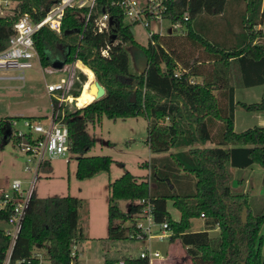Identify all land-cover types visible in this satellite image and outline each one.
<instances>
[{
  "label": "trees",
  "instance_id": "obj_1",
  "mask_svg": "<svg viewBox=\"0 0 264 264\" xmlns=\"http://www.w3.org/2000/svg\"><path fill=\"white\" fill-rule=\"evenodd\" d=\"M12 1L16 3V13L12 17L0 16V51L7 47L14 24L24 13L39 21L58 0ZM238 2L173 0L166 18L181 22L185 32L155 34L154 43L150 41L147 46L135 40L132 26L124 24V17L116 8L111 10L114 20L107 32L97 33L93 21L86 27L78 58L91 68H86L87 74H94L106 93L83 107L65 111L70 152L77 158V178L109 172L115 162L111 156L87 154L96 144L88 125L99 123L104 116L114 120L144 116L149 121L150 150L163 154L145 164L150 171L147 178L126 171L110 182L108 236L102 239L103 244L116 246L136 238L141 230L115 220L140 213L150 203L155 222H168L170 240L181 241L192 264H264V209L253 213L248 193L233 184L232 172V168L245 170L254 165L264 169V127L242 132L234 128L237 106L264 112V96L258 102L237 103L233 82L237 68L242 87L264 84V32L263 28L254 30L264 23L263 0H246V7L238 16L241 31L235 45L229 46L224 38L219 40V26L211 18L225 17L231 3ZM98 5L103 10L109 0H99ZM83 26L79 12L70 8L61 36L48 27L38 30L34 37L41 65L53 68L52 60L56 58L63 59L65 65L71 63ZM257 38H262V42H255ZM107 45L109 57L101 54ZM126 45L143 52L148 59L146 72L132 68ZM88 80L85 73L79 72L70 93L76 97L87 95L83 84ZM10 118L0 121L2 139L6 135L3 125ZM50 169L48 162L43 171ZM239 182L242 184V179ZM168 200H173L180 211L179 220L172 218ZM121 201L132 202L129 212L121 210ZM82 206L83 201L77 196L34 194L13 260L30 258L38 248L46 252L50 264H79L81 252L74 254V247L86 239L79 226ZM202 217L207 229L191 231L192 220ZM215 227L220 233L212 239L209 229ZM121 258L131 264H149L140 257H114L109 250L104 252L102 261L115 264Z\"/></svg>",
  "mask_w": 264,
  "mask_h": 264
},
{
  "label": "rangeland",
  "instance_id": "obj_2",
  "mask_svg": "<svg viewBox=\"0 0 264 264\" xmlns=\"http://www.w3.org/2000/svg\"><path fill=\"white\" fill-rule=\"evenodd\" d=\"M237 3V13L227 11L225 17L213 16L212 20L219 26V40L224 38L228 45L238 43V33L241 31L240 20H237L239 10L245 9L246 0ZM3 2L0 1V4ZM15 2L8 6H0V16H13ZM210 18V19H211ZM129 20L125 19V24ZM164 33L177 35L185 32L186 27L175 28L170 20L162 22ZM156 26L154 23L152 24ZM135 40L147 46L150 42L147 30L141 24H133ZM263 25L254 27V30H260ZM235 32L236 35H231ZM262 38H257L255 42L261 43ZM225 41V42H226ZM129 52L133 47L126 45ZM131 66L135 68V62L131 58ZM236 68L233 73V82L238 86L240 96L246 97V101H259L256 90L241 87L240 76ZM63 69L44 67L35 59L34 66L26 70V80L0 79V121L7 117H18L19 127L22 123V117L49 116L52 112L50 96L46 89V81H57L63 75ZM19 72H0L2 75L18 76ZM94 74H90L89 80L85 83L83 89L87 92L85 96L78 97L73 101L64 102L63 111L85 106L93 101L95 94L90 91V86L94 82ZM202 81V78H198ZM84 90H82L83 92ZM84 91V92H85ZM240 110V109H239ZM241 112H246L240 110ZM148 120L144 116L132 117L127 119H110L104 116L99 123L89 124L88 132L96 140L95 146L87 153L88 155H106L111 156L115 162L112 163L109 172L102 171L91 178L78 179L76 176L77 158L74 154L60 155L51 160V169L42 171L36 182L35 192L39 197L66 196L73 195L82 199L83 206L80 209L79 226L82 229L85 241L82 245L77 244L76 250L81 252L79 264H103L102 256L109 250L114 257H122L130 252H136L145 248L146 242H136L135 240L121 241L116 246L105 245L102 239L108 236V199L110 195V182L119 178L126 171L134 175H144L148 177V169L142 164L149 162L150 149L147 143L148 139ZM8 129V124L3 125V130ZM26 156L18 148L16 143L10 138L2 139L0 136V185H6L15 178L28 179L29 175L23 170ZM69 159V163L66 161ZM148 173V175H146ZM236 177V185H240L249 195V203L254 214L262 212L264 209V169L259 165H254L245 170H240ZM242 179V184L239 180ZM248 180V181H247ZM247 181V182H246ZM132 202L121 201L120 208L124 212H129ZM168 209L174 220L180 219V211L174 207L173 200H168ZM138 220L137 214H130V217L123 220H115V223H121L125 226H134ZM205 228L203 220L196 218L192 220L191 231ZM210 232L212 239L219 236V228ZM157 226L154 227V233H158ZM264 235V227L262 229ZM154 250H159L165 259L164 264H192L191 257L187 249L180 240L171 241L166 239L159 241L150 240ZM264 248V246H263ZM169 257V259H168Z\"/></svg>",
  "mask_w": 264,
  "mask_h": 264
},
{
  "label": "built area",
  "instance_id": "obj_3",
  "mask_svg": "<svg viewBox=\"0 0 264 264\" xmlns=\"http://www.w3.org/2000/svg\"><path fill=\"white\" fill-rule=\"evenodd\" d=\"M7 6L12 0H0ZM173 0H109L108 7L101 10L99 0H58L47 10L44 17L39 21H34L30 13H24L14 24V33L9 38L7 47L0 51V72H19L18 76L2 75L0 79L26 80V70L34 66L36 59L41 65L40 56L36 48L35 34L42 27H48L57 35H62V24L66 16V11L73 8L79 12V16L84 22L80 40L74 59L66 64L62 69L63 75L57 81H46V89L50 96L52 112L49 116L22 117L19 127L18 117H11L7 120L10 138L16 143L18 148L25 154L24 171L29 175L28 179L15 178L6 185H0V264H50L46 252L35 248L30 258L13 260V253L24 221L27 217L31 200L36 194V182L43 171L44 165L54 157L72 154L70 152V130L64 121L65 111L62 110L64 102L67 100H77L78 97L72 95L74 79L79 72H83L89 78L86 68H90L78 58V51L81 40L84 37L86 27L90 22H94V30L97 33L109 30L110 20H114L112 9H118L128 24H141L147 30L149 40L154 43V35H167L164 33L162 22L166 18L169 4ZM15 9V7H14ZM186 19H188L186 17ZM170 20V19H168ZM171 22L175 28H182L181 22ZM155 24L154 27L152 24ZM133 30V28H131ZM135 34V32H134ZM133 34V35H134ZM110 46L101 49V54L110 56ZM91 69V68H90ZM176 76L180 75L176 71ZM87 82V81H86ZM85 82V83H86ZM194 82V80H191ZM83 84V88L85 86ZM69 160V159H68ZM67 161V159H66ZM142 202H145L143 200ZM138 220L136 226L138 232L136 242H146L145 248L136 252L126 254L129 258L140 257L147 259L149 264H164L165 259L161 252L154 250L151 241L157 239L164 241L170 239L172 231L168 222L156 223L153 215V208L150 203L143 208L140 213H136ZM204 216V214L202 215ZM159 229L154 233V227ZM74 247V254L77 251ZM5 250V252H4ZM74 264V263H73ZM115 264H131L125 258H121Z\"/></svg>",
  "mask_w": 264,
  "mask_h": 264
},
{
  "label": "crops",
  "instance_id": "obj_4",
  "mask_svg": "<svg viewBox=\"0 0 264 264\" xmlns=\"http://www.w3.org/2000/svg\"><path fill=\"white\" fill-rule=\"evenodd\" d=\"M240 2H241V4H243L241 0H240ZM1 5L2 4H0V6ZM263 6H264V0H263L262 8H263ZM14 7H16V3L14 5ZM236 9H237V4L231 3V7L229 8V12L237 13ZM243 10L244 9L239 10V13L241 11H243ZM238 16H239V14H238ZM237 20H239V18H237ZM231 35H236V34H235V32H233ZM135 69H137V68L135 67ZM95 80H96V78H95ZM245 88H248V89H251V90H256L255 91V96L257 95V99L259 101L264 96V84H262V85H256V86H253V87H245ZM234 94H235V101L237 103L238 102L253 103V102L246 101V99H245L246 97L240 96V92H239L238 86H236V85H235V92H234ZM255 102H258V101H255ZM239 109L240 110H244V109L239 108L238 106L235 109L234 128H235V131L236 132H242V131H245V130H247L249 128L255 127V126H262V127H264V112H251V111H246V110H244L246 112H241ZM148 123H149V121H148ZM147 143H148V139H147ZM148 146H149V143H148ZM208 146H213V145L212 144H209ZM149 149H150V146H149ZM162 155L163 154H153L152 151L150 150V158H149V160L152 157H154V156H162ZM67 162L69 163V160ZM142 166H145V164H142ZM239 171L240 170L238 168H232V172L235 175H237V173ZM149 172L150 171H148V173ZM148 173L146 175H148ZM136 176H138V175H136ZM140 176L143 177L144 175H140ZM236 181L237 180H236V177H235L234 178V181H233V184L235 186H236ZM199 219L200 220L201 219L203 220V223H204V226H205V228H203L201 230H206L207 229V225H206V222H205V218L202 217V218H199ZM215 230H217V229H213V228L212 229H209V234H210V232L215 231ZM196 231H200V229H198ZM174 243H175V241H174ZM168 259H169V257H168Z\"/></svg>",
  "mask_w": 264,
  "mask_h": 264
},
{
  "label": "water",
  "instance_id": "obj_5",
  "mask_svg": "<svg viewBox=\"0 0 264 264\" xmlns=\"http://www.w3.org/2000/svg\"><path fill=\"white\" fill-rule=\"evenodd\" d=\"M110 23L111 24L113 23L112 19L110 20ZM132 32L134 34V30H132ZM133 48H134L133 51L130 53L135 62V66L138 71L144 73L148 68V59L143 55V52L140 49L136 47ZM64 65H65V61L63 59L56 58L52 60V66L55 69H62ZM90 91L94 92L95 99L102 98L106 93L105 87L98 80H95V82L90 86ZM132 100H135V96L133 97ZM8 136H10V130L7 129L4 139L7 140Z\"/></svg>",
  "mask_w": 264,
  "mask_h": 264
},
{
  "label": "bare ground",
  "instance_id": "obj_6",
  "mask_svg": "<svg viewBox=\"0 0 264 264\" xmlns=\"http://www.w3.org/2000/svg\"><path fill=\"white\" fill-rule=\"evenodd\" d=\"M94 82H95V81H94ZM94 82H93V83H94ZM93 83H92V84H93ZM92 84H91V85H92ZM93 93H94V92H93ZM93 100H95V96H94ZM92 102H93V101H92Z\"/></svg>",
  "mask_w": 264,
  "mask_h": 264
}]
</instances>
